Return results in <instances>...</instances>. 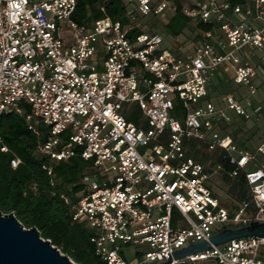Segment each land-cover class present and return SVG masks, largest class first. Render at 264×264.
Listing matches in <instances>:
<instances>
[{
	"label": "built area",
	"instance_id": "1",
	"mask_svg": "<svg viewBox=\"0 0 264 264\" xmlns=\"http://www.w3.org/2000/svg\"><path fill=\"white\" fill-rule=\"evenodd\" d=\"M127 2L132 21L178 8L172 0ZM76 10L77 0H0V115H22L38 137L39 124L49 128L37 145L42 157L60 162L79 152L94 163L85 190L61 198L72 221L87 224L96 256L105 264H264L262 237L175 258L227 228L264 222V163L222 131L227 108L245 120L263 111L254 82L264 78V0H182L184 16L214 27L182 55L162 48L159 31L129 36L109 17L80 23ZM224 65L248 95L229 93L219 108L207 99L208 86ZM126 104L139 111L138 123L125 116ZM191 140L226 153L231 175L245 174L249 201L220 200L206 182L222 165L207 170L189 156ZM257 152L264 155V141ZM0 154H13L1 136ZM10 162L17 168L21 160L13 154ZM41 167L55 186L52 166Z\"/></svg>",
	"mask_w": 264,
	"mask_h": 264
},
{
	"label": "trees",
	"instance_id": "2",
	"mask_svg": "<svg viewBox=\"0 0 264 264\" xmlns=\"http://www.w3.org/2000/svg\"><path fill=\"white\" fill-rule=\"evenodd\" d=\"M172 1L177 4V10L164 15L170 16L167 24L170 35L181 36L190 24H194L200 34L214 29L209 24L192 22L181 12L182 0ZM229 1L233 6L247 2V0ZM133 8L127 0H77L74 18L80 23L91 24L95 20L109 17L114 22H120L123 27H130L128 35L135 36L142 31L128 16ZM23 109L25 112L30 111L26 104L23 105ZM135 109V106L132 107V112ZM176 112L179 116L182 113L179 109ZM127 118L131 121V116ZM38 128L41 131L40 137L28 129L22 115L17 113L0 115V136L13 154L21 160L18 167L13 168L10 162L13 154H0V211L4 214H14L25 228H37L44 239L50 240L77 264H105L95 254L87 224L73 222L70 208L61 198L62 195H69L76 199L77 195L85 190L82 178L96 171L94 163L84 160L79 152L69 160L60 162L42 157L37 151V145L47 140L49 132L44 131L43 124H39ZM200 145L204 144L196 140L188 142L187 154L204 165L212 159L200 150ZM216 152L219 153L218 161L211 164L222 165L219 173L223 172V178L229 184V194L235 196L239 202L234 207H238L243 201L251 199L245 174L240 173L233 177L231 172L234 168L225 157L226 153L221 150ZM43 162L52 166L55 186L51 185V177L42 169Z\"/></svg>",
	"mask_w": 264,
	"mask_h": 264
},
{
	"label": "rangeland",
	"instance_id": "3",
	"mask_svg": "<svg viewBox=\"0 0 264 264\" xmlns=\"http://www.w3.org/2000/svg\"><path fill=\"white\" fill-rule=\"evenodd\" d=\"M169 20L170 16L168 15L158 17H143V15L139 13L138 19L136 18L133 24H135L142 32L145 33L159 31L160 33L164 34L165 42L162 45L163 49L173 50L175 54L192 53L197 42L201 38L202 33H198L195 25L190 24L181 36L173 37L167 31V24ZM129 28L130 27H127L126 29L129 30ZM66 36L68 39H70V32L67 31ZM233 78V72L229 69H226L225 66H221L217 71L213 72L210 83L212 84L211 88L214 90L215 102L218 101L222 104H226V93H246L248 91L247 87L235 84ZM254 84L258 87V93L254 97V99L263 106L262 113L256 119L245 120L244 118L236 115L234 110L227 108V105H225L224 107L227 108V116L229 120L227 122H224L222 127L223 129H225V131H227L228 134H230L234 138L235 142L241 148L247 149L253 155H255L257 163L261 164L264 162V155L258 153L257 148L259 147L261 142L264 141V78L255 80ZM132 107H134L133 104L125 105V116H131V121L138 123V117L140 113L135 109L133 111L135 112V114H132ZM129 109L131 111H129ZM44 131L49 132V128L45 127ZM199 148L203 153L207 154L212 159L209 162H206L204 166L207 169H211L212 167H214V165H212L211 163L214 161H218L220 152H210L204 145H200ZM253 167V165H250L248 166V169H252ZM109 175L111 179H113V174L109 173ZM223 175V172H221L215 176H212L206 183L225 205L233 207L237 206L239 202L235 196H231L229 194V184L224 180ZM228 227H231V225H228ZM138 250H146V248L145 246H131L129 251L134 253ZM207 264H214V262H209Z\"/></svg>",
	"mask_w": 264,
	"mask_h": 264
},
{
	"label": "water",
	"instance_id": "4",
	"mask_svg": "<svg viewBox=\"0 0 264 264\" xmlns=\"http://www.w3.org/2000/svg\"><path fill=\"white\" fill-rule=\"evenodd\" d=\"M264 238V222L252 221L248 226L227 228L209 241L192 244L175 254V258L204 252L212 246L223 245L233 239ZM0 264H77L61 253L50 240L44 239L37 228H25L14 214L0 211Z\"/></svg>",
	"mask_w": 264,
	"mask_h": 264
},
{
	"label": "crops",
	"instance_id": "5",
	"mask_svg": "<svg viewBox=\"0 0 264 264\" xmlns=\"http://www.w3.org/2000/svg\"><path fill=\"white\" fill-rule=\"evenodd\" d=\"M165 42V41H164ZM172 52H173V50H171ZM184 54H186V53H184ZM178 55H182V54H178ZM255 62H256V60H255ZM225 67H226V69H229L230 71H232L233 72V74H234V71H233V69L231 68V67H229L228 65H224ZM260 79V78H259ZM258 80V79H257ZM211 81V80H210ZM210 81H209V86H208V92H209V95H208V100H210L211 102H213L217 107H219V108H225L224 106L226 105V104H222L221 102H215L214 101V99H215V97H214V90L211 88V86H212V84L210 83ZM233 81H234V78H233ZM236 84V83H235ZM216 87V86H215ZM246 87V86H245ZM229 93H231V94H234L237 98H239V99H243V98H245L247 95H248V91L246 92V93H241V92H228V93H226V95L227 94H229ZM226 97V96H225ZM217 99V98H216ZM226 101V100H225ZM256 103L257 104H260L259 102H257L256 101ZM261 105V104H260ZM262 106V105H261ZM263 107V106H262ZM235 112V111H234ZM235 114H236V112H235ZM237 115V114H236ZM222 131L223 132H225V133H227V131H225V129H223V127H222ZM258 149V148H257ZM264 163V162H263Z\"/></svg>",
	"mask_w": 264,
	"mask_h": 264
}]
</instances>
